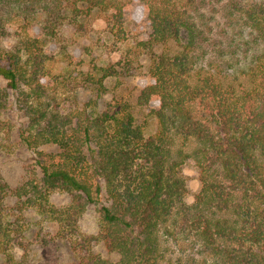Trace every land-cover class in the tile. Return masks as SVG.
<instances>
[{"label": "trees", "instance_id": "obj_1", "mask_svg": "<svg viewBox=\"0 0 264 264\" xmlns=\"http://www.w3.org/2000/svg\"><path fill=\"white\" fill-rule=\"evenodd\" d=\"M209 1L0 0V118L10 93L26 94L18 138L36 161L16 196L41 204L59 191L68 225L96 207L95 235L68 240L76 264H163L162 238L185 264H264V0L206 9ZM131 4L143 6L150 28L140 46L152 83L135 105L156 107L138 124L127 96L107 99L127 67L95 65L75 78L83 101L62 115L48 87L69 83L44 65L46 47L90 15L120 31ZM10 27L19 32L7 48ZM9 132L0 119V134ZM187 162L198 179L191 203Z\"/></svg>", "mask_w": 264, "mask_h": 264}, {"label": "rangeland", "instance_id": "obj_2", "mask_svg": "<svg viewBox=\"0 0 264 264\" xmlns=\"http://www.w3.org/2000/svg\"><path fill=\"white\" fill-rule=\"evenodd\" d=\"M218 1L210 0V7L206 9L217 8ZM107 21L105 15H90L77 29H64L62 43L46 47L45 53L49 59L45 60L44 65L53 70L54 76L59 75L60 78V74L66 75L68 81L65 83H69L68 88L63 89L61 84L54 81L48 88L56 92V103L64 115L75 107L76 100L82 102L84 99V93L78 90L75 80L79 73L90 72L95 65L127 67V77L121 78L119 83L115 80L108 83L110 93L107 99L116 93L127 96L134 107L137 123L142 124L149 118V110L156 107L154 103L146 108L135 105L141 90L152 83L148 74L150 61L140 46L150 34L146 12L140 4L127 6L123 10V27L120 31L112 28ZM8 30L4 45L10 48L16 43L19 30L15 27ZM4 85L1 82V86ZM19 98L20 101L21 98L26 99V94L21 97V94L10 93L7 109L0 118L10 129L8 137L0 134L1 184L7 193L0 201V246L20 264H76L68 240L95 235L98 218L96 207H87L78 220H72L68 225L63 220V212L69 200L59 191L40 201L41 204H33L27 196H16L17 189L32 181L36 171L35 153L26 149L18 138L19 131L25 127L22 112L18 109ZM147 124L146 131L154 132L155 121L148 119ZM182 174L189 190L186 201L191 203L198 189L197 171L192 162L184 165ZM162 241L166 249L163 264L186 263L187 257L165 238ZM4 259L0 253V264H4Z\"/></svg>", "mask_w": 264, "mask_h": 264}]
</instances>
